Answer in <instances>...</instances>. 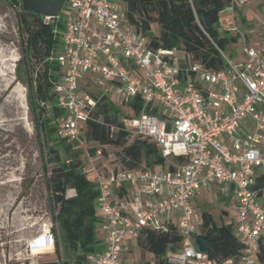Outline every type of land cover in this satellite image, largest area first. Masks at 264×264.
I'll return each instance as SVG.
<instances>
[{
    "label": "built area",
    "instance_id": "2783aa9c",
    "mask_svg": "<svg viewBox=\"0 0 264 264\" xmlns=\"http://www.w3.org/2000/svg\"><path fill=\"white\" fill-rule=\"evenodd\" d=\"M65 2L66 15L60 10L42 16L59 40L57 53L48 58L61 73L51 89L54 106L65 112L57 119L56 136L80 142L103 96L112 94L130 109L138 99L137 114L124 119V131L147 139L163 159L155 171L129 170L117 160L98 167L93 159L102 158L101 149L86 157L82 172L98 193L101 248L83 264H136L129 246L144 231L174 232L181 239L176 250L166 251L167 264H261L264 189L256 186L264 178V0H231L222 30L243 42L236 59L213 44L222 59L218 69L206 68L181 46L148 47L113 0ZM248 5L261 10L255 45L245 42L236 22V10ZM215 183L232 194L234 215L227 224L242 246L238 260L218 262L190 237L201 220L193 199ZM116 187L125 191L118 195ZM43 234L42 245L53 250L51 227Z\"/></svg>",
    "mask_w": 264,
    "mask_h": 264
},
{
    "label": "trees",
    "instance_id": "16d2710c",
    "mask_svg": "<svg viewBox=\"0 0 264 264\" xmlns=\"http://www.w3.org/2000/svg\"><path fill=\"white\" fill-rule=\"evenodd\" d=\"M124 22L147 38L152 48L183 47L194 55L206 68H222V59L214 45L221 51L236 43L235 37L220 35V14L227 9L231 0H122ZM16 11L20 34L24 35V48L16 67L17 76L21 71L26 77L27 105L30 111L35 136L45 148V162L52 164L45 170L44 183L53 206L54 246L58 264H83L87 255L101 248L96 234L100 219L95 210L97 190L94 183L82 172L83 159L80 150H72L67 141L56 136L57 119L65 112L54 106L51 89L60 76L56 62L49 61L59 48L58 37L52 27L42 23V16L26 12L20 0H0ZM154 26L158 33L153 31ZM214 44V45H213ZM22 69V70H21ZM36 77H34V73ZM51 104L48 111L46 105ZM140 101L132 105L137 114ZM120 110L105 96L97 102L93 121L85 124V138L98 146H115L117 161L125 168L137 169L144 161L153 166L163 163L155 145L147 139L134 137L127 144L129 135L119 120ZM131 115L128 113L125 118ZM113 128L115 131H113ZM79 142V141H73ZM68 161V162H67ZM261 189L264 178L258 179ZM67 190H72L67 195ZM124 187L114 192L121 195ZM202 234L210 240L218 262L238 260L242 246L233 236L229 224L208 225L212 218L202 213ZM53 230L55 231L54 227ZM181 239L174 232L144 231L138 237L142 252L152 253L155 264H167L164 255L168 249L176 250ZM258 261L264 264V244L260 245Z\"/></svg>",
    "mask_w": 264,
    "mask_h": 264
},
{
    "label": "rangeland",
    "instance_id": "374dc122",
    "mask_svg": "<svg viewBox=\"0 0 264 264\" xmlns=\"http://www.w3.org/2000/svg\"><path fill=\"white\" fill-rule=\"evenodd\" d=\"M113 2L119 5L122 12L123 1ZM67 12L65 2L61 14L66 15ZM228 12L225 9L220 14L219 32L222 36V25ZM257 13L246 6L239 7L236 22L240 29H247L241 21L242 17H246V22L255 30L259 23ZM153 31L158 33L156 26ZM24 38L20 34L16 11L5 2H0V264H58L55 246L53 250H44L41 254H34V248H31V241L34 242L45 227H51L53 235L58 230L53 226L54 203L44 183L45 170L49 171L52 164L45 162V148L35 136L27 105L26 77L22 71L20 76L16 73ZM237 51V46L229 45L224 52L234 59ZM108 99L120 110L119 120L124 121L130 108L119 106L112 94ZM84 131L85 128L81 131L80 142H67L71 149L80 150L83 161L87 156L96 157L95 151L101 149L102 158H94L93 164L98 167L102 164L113 166L117 160V148L90 143ZM132 139L129 137L127 144ZM220 191L219 184L202 188L194 199L197 211L208 209L219 221L221 206L217 198ZM66 194L71 195L72 190H67ZM145 260L142 255L138 262Z\"/></svg>",
    "mask_w": 264,
    "mask_h": 264
},
{
    "label": "crops",
    "instance_id": "0c3cea01",
    "mask_svg": "<svg viewBox=\"0 0 264 264\" xmlns=\"http://www.w3.org/2000/svg\"><path fill=\"white\" fill-rule=\"evenodd\" d=\"M248 10H251V9H254L256 10L258 13V17H259V21H260V18H261V10L258 6L256 5H248L246 6ZM236 15L239 13V8L236 10ZM247 18L246 17H242L241 18V21L243 22V25L245 27H247L246 30H242V32L245 34V42L249 45H255L259 38H258V26L255 30H252V25L247 23L246 22ZM228 37H233L229 34H226ZM236 38V37H235ZM237 39V38H236ZM242 39H237L236 43L234 44H230V45H234V46H237V53L234 57V59H236L238 57V52L240 51V48H241V45H242ZM109 102H111L109 99H107ZM114 101H115V98H114ZM112 103V102H111ZM132 109H130V112H127V113H132L131 111ZM160 165V164H159ZM159 165H153V166H148L146 165V163L143 161L141 163V165L138 167V168H148V169H151V170H155V171H158L159 170ZM137 168V169H138ZM216 184V183H215ZM260 184H258L256 186V188H261V186H259ZM205 188V187H204ZM264 189V188H262ZM264 191V190H263ZM196 198V197H195ZM194 198V199H195ZM194 199H193V205H194V208L196 210V212L200 215L201 217V220H200V223H197L196 224V234H202V225H203V219H202V213H207L211 216L212 218V223L208 226H211V225H215V226H219L221 224H227V222L232 219L233 215H234V211H233V205H234V201H233V198H232V194L231 192H228V193H222L221 191L218 193V202H220V206H221V210H220V216H221V219L219 221H216L214 215H211L206 209V210H201L200 212L197 211V208L194 204ZM264 201V199H263ZM99 217V216H98ZM143 233V232H142ZM142 233L140 235H142ZM129 250H130V253H129V258L131 260H133V262H135L136 264H155V256L154 254L152 253H148V252H142L141 250V247L138 243V239L136 240L135 244L134 245H130L129 246ZM144 255L145 256V261H143L142 263H139L138 260H140V257Z\"/></svg>",
    "mask_w": 264,
    "mask_h": 264
},
{
    "label": "water",
    "instance_id": "95a60500",
    "mask_svg": "<svg viewBox=\"0 0 264 264\" xmlns=\"http://www.w3.org/2000/svg\"><path fill=\"white\" fill-rule=\"evenodd\" d=\"M22 8L26 12H32L41 16H56L62 9L66 0H20ZM196 248L201 252H208L211 258H215V253L207 236L190 233Z\"/></svg>",
    "mask_w": 264,
    "mask_h": 264
},
{
    "label": "bare ground",
    "instance_id": "6f19581e",
    "mask_svg": "<svg viewBox=\"0 0 264 264\" xmlns=\"http://www.w3.org/2000/svg\"><path fill=\"white\" fill-rule=\"evenodd\" d=\"M43 238H44V234L42 231L41 235L38 236L36 239H34L35 240L34 244L36 245L35 247H33L34 250L32 251L34 254H41V253H43L44 250L50 249V247L42 245ZM31 242L33 243V241H31ZM37 245H39V246H37Z\"/></svg>",
    "mask_w": 264,
    "mask_h": 264
}]
</instances>
